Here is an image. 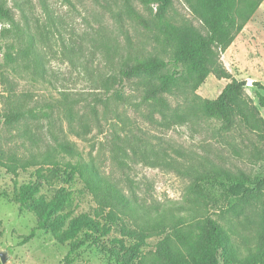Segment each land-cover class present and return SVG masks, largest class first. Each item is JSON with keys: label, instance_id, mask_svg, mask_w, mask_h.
I'll list each match as a JSON object with an SVG mask.
<instances>
[{"label": "rangeland", "instance_id": "rangeland-1", "mask_svg": "<svg viewBox=\"0 0 264 264\" xmlns=\"http://www.w3.org/2000/svg\"><path fill=\"white\" fill-rule=\"evenodd\" d=\"M0 5L12 18L0 21L2 161L40 160L59 145H71L74 154L62 152L61 159L92 162L136 207L176 217L193 216L190 209L210 193L219 202L227 198L221 188L196 181L197 175L216 174L259 186L260 196L239 218L243 224L229 215L227 220L252 237L264 226V92L252 86H264V0L196 90L176 86L160 92L164 116L144 101L147 90L158 87V77L172 69L169 54L154 39V8L138 0H0ZM167 15L192 36H207L185 0H171ZM28 34L34 48L26 55ZM8 53L12 60L6 58ZM137 57L168 64L154 76L121 77L120 71ZM234 82L245 84L225 128L221 121L206 118L202 105ZM36 167L19 170L17 179L0 167V193L12 191L14 183L33 180ZM93 206L90 195L82 196L76 214L90 212ZM220 206L209 202L208 213L218 212ZM35 225L33 214L19 212L0 196L4 264H130L128 253L112 258L93 246L80 248L68 262L69 247L53 231H36L22 244ZM120 225L111 236L119 235ZM123 225L133 230L126 221ZM171 230L169 225L162 235L148 236L140 254L153 251Z\"/></svg>", "mask_w": 264, "mask_h": 264}, {"label": "trees", "instance_id": "trees-1", "mask_svg": "<svg viewBox=\"0 0 264 264\" xmlns=\"http://www.w3.org/2000/svg\"><path fill=\"white\" fill-rule=\"evenodd\" d=\"M193 13L207 30L205 38L194 37L174 25L167 11L171 0H138L145 8H154L151 26L154 39L162 52L169 54L172 69L158 77L157 88L147 90L144 101L159 108L162 116L163 103L160 92L172 87L196 90L211 73L216 58L232 43L244 23L248 21L262 0H185ZM136 14L131 11V15ZM0 21H12L8 8L0 5ZM33 37L28 34V55L33 50ZM12 60V55H6ZM168 62L152 58H135L134 63L120 71L123 78L144 75L154 76L167 67ZM245 83L226 85L214 100L204 101L202 112L206 118L221 121L229 127L232 106L239 99V91ZM252 86L264 92L258 82ZM20 113L13 116L18 118ZM9 119V117H8ZM42 156L40 160H26L8 157L0 167L6 174L17 179L18 171L36 167L31 174L33 180L18 185L12 191H1L8 202L18 207L19 212L33 214L36 225L28 236L22 237V244L29 242L36 231H53L61 242L69 247L66 260L82 247H99L109 257L128 253L130 264H264V226L255 231V236L243 235L227 220V215L243 222L246 207L260 196L259 186L251 187L245 182H234L216 174L197 175L198 183L218 187L227 198L219 202L215 195H208L195 208L193 216L176 217L165 211L151 214L136 207L115 185L102 178L92 162L78 159L64 160L59 154H74L71 145H59ZM47 166V168H45ZM16 182V181H14ZM48 194L50 196L48 197ZM90 195L94 206L90 212L76 214L82 196ZM221 204L218 212L208 213V203ZM203 208V211L201 210ZM203 212V213H201ZM127 219V220H124ZM243 220L246 223L245 218ZM130 227L127 229L123 222ZM119 226L118 236H111ZM172 226L170 233L154 245V250L140 254L148 236L162 235L166 226ZM233 238H237L235 243ZM58 240V239H57ZM243 246V247H241ZM243 248V250H241ZM244 251V252H243Z\"/></svg>", "mask_w": 264, "mask_h": 264}, {"label": "water", "instance_id": "water-1", "mask_svg": "<svg viewBox=\"0 0 264 264\" xmlns=\"http://www.w3.org/2000/svg\"><path fill=\"white\" fill-rule=\"evenodd\" d=\"M0 261L3 264L6 263V261H7V257H6L4 252H0Z\"/></svg>", "mask_w": 264, "mask_h": 264}]
</instances>
